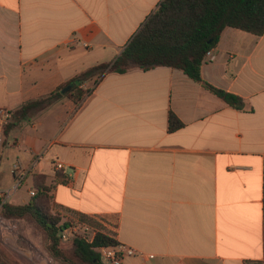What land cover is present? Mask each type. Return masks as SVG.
Listing matches in <instances>:
<instances>
[{"label":"crops","instance_id":"crops-1","mask_svg":"<svg viewBox=\"0 0 264 264\" xmlns=\"http://www.w3.org/2000/svg\"><path fill=\"white\" fill-rule=\"evenodd\" d=\"M162 1L0 0L3 148L14 141L29 195L45 177L56 212L87 216L137 252L123 264H264V34L227 28L202 68L243 109L158 67L107 74L81 105L65 97L17 114L116 59Z\"/></svg>","mask_w":264,"mask_h":264},{"label":"trees","instance_id":"trees-1","mask_svg":"<svg viewBox=\"0 0 264 264\" xmlns=\"http://www.w3.org/2000/svg\"><path fill=\"white\" fill-rule=\"evenodd\" d=\"M227 28L238 29L256 36L264 34V0H163L146 21L143 28L113 61L89 68L56 91L26 102L17 111L23 119L31 118L65 97L81 105L99 82L110 73H125L138 68L149 71L158 67L182 71L188 78L201 84L207 91L227 105L243 109V99L216 88L203 79L202 68L209 52L219 44ZM93 81L87 89L82 84ZM71 86V89L62 91ZM184 124L173 113L169 117V131L176 132ZM10 127V125H9ZM5 129L8 135L10 128ZM35 196L25 204L0 201V215L9 220H30L45 236L48 253L62 264H103L99 249L119 245L102 228L93 238L77 235L63 241L66 230L74 222L54 210L52 187L45 177H34ZM96 224L81 215L78 225ZM83 227V226H82Z\"/></svg>","mask_w":264,"mask_h":264},{"label":"rangeland","instance_id":"rangeland-1","mask_svg":"<svg viewBox=\"0 0 264 264\" xmlns=\"http://www.w3.org/2000/svg\"><path fill=\"white\" fill-rule=\"evenodd\" d=\"M111 61H107L109 63ZM12 118L10 119V121ZM8 122V124L10 123ZM19 155V150L14 148V141L9 140L3 148L0 159V190H7L11 192L12 196L8 202H15L16 204H24V200L31 199L29 195L32 189L31 180L26 182L20 181V171L15 170L16 177L12 174L15 162ZM10 202V203H11ZM1 209V205H0ZM1 211V210H0ZM80 218V217H79ZM79 218L76 220L68 219L74 222L73 227L66 230V238L63 237L66 247H69V241L77 235L88 236L93 238L94 231L100 230L101 225H78ZM0 258L5 264H62L56 259L52 258L48 253L45 236L37 228V226L30 220H9L0 215Z\"/></svg>","mask_w":264,"mask_h":264},{"label":"built area","instance_id":"built-area-1","mask_svg":"<svg viewBox=\"0 0 264 264\" xmlns=\"http://www.w3.org/2000/svg\"><path fill=\"white\" fill-rule=\"evenodd\" d=\"M86 46V45H85ZM211 53L209 52L207 57H210ZM214 60V57L211 58ZM12 118V113L9 111H0V152L4 145V127L5 125L10 121ZM64 167L61 163L56 164V170L60 171ZM20 169V166L14 167V175L15 170ZM21 182V181H20ZM36 191H31L30 195L33 197L35 196ZM12 196L11 192L7 190H0V201L3 203L8 202L9 198ZM1 204V206H2ZM66 232V231H65ZM64 238H66L65 234H62ZM99 253L102 259L103 264H123V261L126 258L134 257L137 255V252L130 248L126 247L124 245H117V246H111V247H103L99 249Z\"/></svg>","mask_w":264,"mask_h":264},{"label":"water","instance_id":"water-1","mask_svg":"<svg viewBox=\"0 0 264 264\" xmlns=\"http://www.w3.org/2000/svg\"><path fill=\"white\" fill-rule=\"evenodd\" d=\"M70 89H71V86H68V87L65 88L62 92H63V93H66V92H68Z\"/></svg>","mask_w":264,"mask_h":264}]
</instances>
